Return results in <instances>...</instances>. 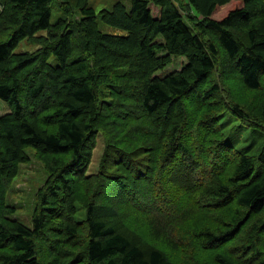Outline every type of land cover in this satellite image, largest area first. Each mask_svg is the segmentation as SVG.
Returning a JSON list of instances; mask_svg holds the SVG:
<instances>
[{"label":"trees","instance_id":"obj_1","mask_svg":"<svg viewBox=\"0 0 264 264\" xmlns=\"http://www.w3.org/2000/svg\"><path fill=\"white\" fill-rule=\"evenodd\" d=\"M50 2L0 0V99L13 108L0 115V184L28 159L27 147L69 155L46 165L30 226L3 216L13 209L3 206L0 188V264H174L160 248L144 250L106 223L130 207L152 239L161 235L191 252L183 264H264V138L249 134L245 142L217 130L214 151L199 156L186 136L194 119L177 106L196 91L193 110L217 127L226 108L214 112L204 103L219 86L199 87L216 68L218 48L243 85L264 95V0H184L194 14L175 0L117 1L99 10L88 0H63L55 22ZM23 39L41 45L15 52ZM171 55L186 61L156 75ZM230 109L249 120L240 104ZM141 132L160 141L129 152L119 147L126 134L144 141ZM99 133L103 155L87 174ZM78 204L85 208L80 222L72 219ZM60 216L66 222L55 225ZM184 228L200 240L199 252Z\"/></svg>","mask_w":264,"mask_h":264},{"label":"rangeland","instance_id":"obj_2","mask_svg":"<svg viewBox=\"0 0 264 264\" xmlns=\"http://www.w3.org/2000/svg\"><path fill=\"white\" fill-rule=\"evenodd\" d=\"M62 1L63 0H51V22H55L60 15L64 14L58 7V3ZM117 1L123 2L126 5H129L131 2V0H88V4H90V6H92L96 10H99L100 8H110ZM175 1L177 2V4H181L182 7L190 11V13L194 14L193 10L189 6H185L184 0ZM225 10L226 8L219 9L214 13V17L218 18L219 16H222L223 11ZM76 15L78 14H75L74 16ZM98 23L100 27H103L102 29L112 31L111 28L107 27L106 25H102L99 21ZM117 32L120 31H116L115 33ZM41 33L45 34L44 31H41ZM40 45V42L37 40L23 39L15 47L14 51H35ZM217 51L218 54L216 68L205 79V81L200 84L199 87L200 90H202L210 87L214 83L219 86V91L210 95L207 98V101L204 103L206 108L213 110L214 112L226 108V110L221 111V115H219L217 118L219 122L216 125L217 127L214 126L215 122H212L211 126H206L203 121L199 120V114L195 113V111L193 110V105L197 104L195 98L197 97L198 93H196V91L191 92L188 97L182 98L181 101L177 104L178 107H181L183 105V107L186 108L185 114L189 113L188 116L191 119H194L192 121L195 123L189 128L186 136L188 139L187 141L191 142V147L195 148L194 152L199 156H201L203 152H200L198 150H205L208 148V151H214L213 147L217 145V141L213 139L212 134L217 130H220L225 134V136L231 134L233 137H238L241 140H244V137H248L247 139H245V142L249 141V134L252 137L256 136L258 139L264 138L263 93L260 90H252L245 87L242 83L239 72L232 67V64L230 62H227L226 56L221 52L222 50L218 48ZM185 61V57L181 55H171L169 62L165 65V68L161 71H158L156 75L163 76L173 70L179 69ZM261 80L262 82H264L263 76L261 77ZM21 94L24 101H31V99L28 98L27 91H23ZM228 104H230V106L226 107V105ZM231 104H240L241 110L247 112L249 120L243 119V121H240V119L231 111ZM12 110L13 108L11 106L0 99V115L11 112ZM50 128L52 127L49 126V129ZM195 131L198 132V136L195 134ZM137 137L138 136L130 138V136H128L127 134L124 135V138L119 147L123 148L124 152H129L130 150L139 147V144L145 146L150 144L151 141H154V143L160 141V139L157 140V136L153 133L148 136L141 132L139 137L144 138V141L142 139L137 140ZM162 140H164V138H162L161 141ZM103 144L104 137L101 133H99V135L95 138L94 148L92 150V159L86 170L87 174H93L96 172L99 165V160L103 155ZM0 151L1 159L4 153L2 148ZM220 151L223 150L220 149ZM24 153L27 155L28 159L24 161L20 160V162L17 163L15 176L13 178H5L2 184H0V188L5 189V193L2 199L3 206L8 209H13L9 213L6 212L3 216H5V218L10 222H19L22 225L30 226L31 219L34 214L33 211L35 207L36 191L38 188L43 186L48 176L46 165H49L51 163H56L57 165H59L62 162L66 161L69 158V155H44L37 147H27L25 148ZM154 165L155 163L153 164V166ZM183 170H186L185 166H183ZM183 175L186 177L185 173ZM176 177L179 178L178 175H176ZM148 183L150 182L148 181ZM97 184V181H95L93 188L88 189L89 198L90 193L97 186ZM107 184L108 182L104 183V185L102 186L103 194L107 192ZM141 185L142 183L136 184L135 182L134 188L139 191V189L141 190L143 188ZM98 200L99 202H101L104 199L101 196ZM138 202L141 201L138 200ZM110 203L120 208V206L117 203L116 205L114 201L107 202L108 205H111ZM75 207L76 211L75 214L72 215V219L73 221L80 222L85 218V208L79 204L75 205ZM191 208V202L187 201L185 204V212ZM118 212V216L115 219H106V223L109 225H113L115 228L118 227L119 230L124 231L130 236L134 243L139 244L144 250H148L153 247L160 248L165 254L168 255V257L174 262V264H183V259L186 257H190L189 255L191 254V252L188 249L184 250L183 248L175 247L171 242H169L165 237H161V235H159L157 232V235H159L160 237H158V239H152L148 234L149 230L147 222H145V220L135 211V209H132L130 207L127 213H122L121 210L119 211L118 209ZM57 218L55 219L56 221H53L55 225L60 223L64 224L66 222V219L63 216ZM187 225L192 224L191 222H187ZM183 230L184 233L189 237L188 240L190 242V247L199 252L201 249L199 244L200 240L198 242L193 230L189 228H184ZM73 247H75V245H73Z\"/></svg>","mask_w":264,"mask_h":264}]
</instances>
